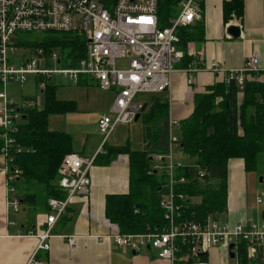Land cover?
Wrapping results in <instances>:
<instances>
[{"label": "built area", "instance_id": "built-area-1", "mask_svg": "<svg viewBox=\"0 0 264 264\" xmlns=\"http://www.w3.org/2000/svg\"><path fill=\"white\" fill-rule=\"evenodd\" d=\"M199 1L179 0L178 14L170 18V25L161 27L159 0H0V140L3 144L0 173L6 177L9 210L18 212L22 207L16 181L23 170L15 164V157L23 148L16 134L27 109L41 105V95L51 85L64 82L78 85L84 76L95 80L102 90L115 91L110 113L98 120L104 138L98 151L93 156L73 151L63 157L54 184L64 197L49 198L47 226L36 234L38 245L27 264H44L35 256L41 249H50L49 240L56 222L67 213L75 196L91 193V170L97 154L105 152L104 145L117 125L131 124L142 110L143 105L135 100L137 94L171 87L172 75L180 69L177 64L185 54L177 46L178 31L200 19L196 5ZM33 32H74L72 38L85 41V55L71 66L73 58L68 54L64 57L61 46L37 45L28 57L25 53L28 45L20 44L19 40L23 38L21 33ZM123 60L125 64L121 67L118 61ZM181 69L188 73L189 84L204 69L226 73L227 83L236 81L241 90L250 74L264 82V66L257 53L251 54L238 69L228 70L216 60L206 66L203 57L201 64L191 63ZM31 75L37 79L41 95L29 105L18 103L8 87L26 83ZM176 140L171 137L168 154H158L148 171L152 174L163 170L168 176L159 203L164 225L140 233L116 232L112 235L115 244L133 251L151 248L170 264H209L210 250L225 246L229 255L231 250L235 252L233 264H240L239 245L245 242L249 259L264 260V220L222 221L219 214L210 213L204 221H197L181 213L183 205L195 198L176 191V185L187 182L185 176H176V169L182 164L174 160ZM197 174L202 177L204 171L198 170ZM68 243L75 249L76 236H70Z\"/></svg>", "mask_w": 264, "mask_h": 264}, {"label": "crops", "instance_id": "crops-1", "mask_svg": "<svg viewBox=\"0 0 264 264\" xmlns=\"http://www.w3.org/2000/svg\"><path fill=\"white\" fill-rule=\"evenodd\" d=\"M225 1L227 0H200L196 4L200 19L189 26L200 23L204 29V39L188 43V53L193 57V63L201 64L203 57L206 66L216 60L228 70L238 69L251 54L257 53L261 66H264V0H244L242 20L233 18L230 21H226L224 17ZM231 25L241 28L239 37L229 34L228 28ZM226 80V73L204 69L196 73L194 82L189 84L188 73L181 68L178 69L172 75V85L169 89L152 93L151 98L145 97L142 100L137 96L135 98L143 106L147 105L137 120H141L144 116V121L147 123L144 128L147 141L137 139V145L132 147L130 143L132 136L130 132L125 134L123 127L120 128L122 131L120 136H113L119 124L110 135L107 145L128 144L132 149L147 151L153 158L158 154L167 155L172 144L171 137H175L174 129H180L179 123L194 111L196 94L206 93L210 86L227 82ZM34 86L37 93L31 92L18 99L14 97L15 101L27 102L29 105L36 100L37 96L41 95L36 78ZM52 86L55 85L49 88ZM75 86H96L101 89L95 80L89 77L81 78L80 83ZM102 91L112 94L114 101V90ZM55 93L58 98L56 89ZM46 94L47 91L41 95L42 104L31 109L43 108ZM79 95L88 96V92ZM58 99L76 102L74 110L58 114L64 115L79 110L78 100L74 97ZM242 100L243 93L240 92L239 103ZM155 104L158 107L153 114ZM31 109H27L26 112ZM160 110H167L164 119H157L156 115ZM104 114L108 113L105 111L98 118ZM63 119L67 118L62 117L61 120ZM65 132L73 137L74 151L84 156H93L100 148L103 139L98 122L89 132L84 127L70 123ZM122 139L124 141H121ZM102 153L95 159L91 170V193L73 198L67 213L61 216L52 230V237L49 240L50 249L39 250L35 258L44 264H170L169 260L159 258L151 248L133 251L115 244L112 235L122 231L118 224L107 216V199L109 196L123 195L130 191L131 160L128 153H119L114 154L106 163L107 156L105 152ZM226 193V209L219 214L221 219L232 222L264 220V155L258 169L252 171L246 169L243 158H230ZM259 197L262 198L261 202L258 201ZM25 203L32 205V212L22 221L18 215L11 214L12 210L8 209L6 177L0 173V264H27L38 245L36 234L47 226L46 217L50 212L48 204L34 205L36 203L31 198L27 201L21 200L23 206ZM22 222L25 223L21 224ZM70 236H76L75 249H72L68 243ZM209 255V264H228L230 260L225 246L212 248Z\"/></svg>", "mask_w": 264, "mask_h": 264}, {"label": "trees", "instance_id": "trees-1", "mask_svg": "<svg viewBox=\"0 0 264 264\" xmlns=\"http://www.w3.org/2000/svg\"><path fill=\"white\" fill-rule=\"evenodd\" d=\"M175 6L179 9V0H159L158 16L161 27L170 25L171 12ZM243 15L244 0L224 2L226 21L234 17L242 20ZM178 34L180 40L177 46L185 54L177 66L185 68L193 63V57L188 53V43L204 39V29L198 23L196 26L180 28ZM19 42L47 48L71 45L68 53L73 58L71 66H75L77 59L85 55L86 49L83 39L53 32L45 34L35 43L22 39ZM76 49L79 50L78 53ZM55 89V86L47 89L43 108L31 109L24 114L16 134L18 143L23 148L15 157V164L23 170L16 181L20 199L23 201L31 198L36 203L38 199L35 192L28 190L29 185H40L46 190V205L50 197H64L54 183L63 157L74 151L73 137L68 132L51 129L50 116L74 110L76 102L58 99ZM240 92L243 93L241 103ZM156 107L158 106L155 104L153 114ZM156 116L157 119H164L167 110H160ZM179 127L181 137L175 141L178 144L175 148L192 162L182 163L176 169L177 177L187 178L186 183L176 185V191L196 198L183 205L181 213L191 219L204 221L208 214H220L226 209L230 158H243L248 171L258 169L264 155V82L250 74L246 77L243 90L236 81L210 86L208 92L196 94L194 111L179 123ZM2 145L0 140V154ZM104 146L106 163L114 154L119 153H128L131 160L130 191L108 197V218L118 224L123 233H140L156 226L161 227L165 219L159 202L168 180L157 182L154 176L158 171L148 173L153 156L147 151L132 149L128 144L107 146L106 143ZM102 154H97L96 159ZM198 170H203L204 176L200 177ZM198 198L200 199L196 201ZM239 248L240 264H264V260H251L247 257L245 242H241Z\"/></svg>", "mask_w": 264, "mask_h": 264}, {"label": "rangeland", "instance_id": "rangeland-1", "mask_svg": "<svg viewBox=\"0 0 264 264\" xmlns=\"http://www.w3.org/2000/svg\"><path fill=\"white\" fill-rule=\"evenodd\" d=\"M178 12H179L178 7L177 6L173 7L172 12H171V16L177 15ZM68 34L71 35L72 37H75V35H76V33H74V32L68 33ZM21 36H23L22 40H26V41H28V43L29 42L35 43V42H38L40 39H42L45 36V34L42 32H33V33H21ZM35 46H37V45L28 44V48L25 50V53L28 55V57L32 55V52H33V49L35 48ZM71 48H72L71 45H65L64 47H62L64 57H66V55L70 52ZM75 51H78V50L76 49ZM26 54H25V56L27 57ZM123 64H125L124 60L118 61L119 66L123 67L124 66ZM84 77H86V76H84ZM84 77H82V78H84ZM34 79H35V77H33L31 75V76H29V80L24 84H11V85H9V87H8L9 94L18 99V98L22 97V95L29 94L31 92L37 93V90L34 86ZM56 92H57L58 98L70 99L71 97L72 98L74 97L75 99H77L78 103H79L78 104L79 110L76 112H71V113H67L64 115L55 114V115L50 116V128L51 129H56V130H63L64 129V131H66V129L70 126V123H73L74 126L84 127L87 130V132H89L90 129L93 128L94 124H97V122H98L97 120L99 119L98 118L99 115L103 114L105 111L108 114L110 113V107H111L112 102H113V95L107 94L106 92L102 91L101 89H99L96 86L79 87V86H75L74 84L64 82V83H60L59 85L56 86ZM87 92H88V96H84V95L80 96L79 95L82 93L86 94ZM78 95H79V97H78ZM152 95L153 94L151 92H140L137 94V98L142 100L145 97L151 98ZM103 110H104V112H103ZM62 117H65L67 119L61 120ZM135 124H137V125H135ZM123 125L120 124V126H118L119 130L117 129V132L113 136H115V137L118 135L120 136L121 135L120 133H122L120 128L123 127L125 134L130 132V135L132 136L131 141H130L132 147H135L137 145L136 144L137 139H139V140L144 139L147 141L146 131L144 132V128H146L147 123L144 121V116L142 117L141 120L134 121V123L132 125L127 124V125H124L125 127ZM85 135L86 134H84V136ZM173 135L177 139H180V137H181L180 129H178V128L174 129ZM91 138H92V135L90 136V139ZM112 138H110V141L112 140ZM103 139H102V142H103ZM121 141H124V139H122ZM102 142H100V143L102 144ZM174 160H175V162H182V163L192 162L191 159L184 158L182 156V154L179 153V151L176 148L174 149ZM154 178L157 182H160V183H162L163 181L166 182L168 180V177L166 174H164L163 170H159L158 173L155 174ZM22 185H21V187H22ZM21 187H20V189H21ZM28 187H29V190H31L32 192H35L38 196V199L36 200V204H34V205H38V204H39V206L44 205L46 197H47L46 190H44V188L40 185H35V186L29 185ZM31 206L32 205L29 206V204L27 205V203H25L24 206L22 205L20 211L15 212L14 210H12L11 214L18 215L19 218L23 221V220H25V216H28V214H30L32 212ZM22 208H25V209H22ZM163 215H164V213H163ZM220 220L228 221V220H223L221 218H220ZM23 223H25V222H22L21 224H23ZM163 225H164V223H163ZM209 257H210V255H208V261H209ZM229 259L230 260H229L228 264H233L234 259H232L231 257Z\"/></svg>", "mask_w": 264, "mask_h": 264}, {"label": "water", "instance_id": "water-1", "mask_svg": "<svg viewBox=\"0 0 264 264\" xmlns=\"http://www.w3.org/2000/svg\"><path fill=\"white\" fill-rule=\"evenodd\" d=\"M228 32H229V34H231L232 36H234V37H239L240 35H241V28L239 27V26H237V25H231L229 28H228ZM146 104L142 107V110H141V112L139 113V114H137V116H136V121L140 118V116H141V114H142V112L145 110V108H146ZM234 247V244L232 243L231 245H230V248L232 249ZM230 257L231 258H234L235 257V252L233 251V250H231V252H230Z\"/></svg>", "mask_w": 264, "mask_h": 264}]
</instances>
